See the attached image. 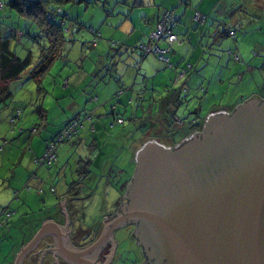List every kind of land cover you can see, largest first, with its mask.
Segmentation results:
<instances>
[{"label":"rangeland","instance_id":"374dc122","mask_svg":"<svg viewBox=\"0 0 264 264\" xmlns=\"http://www.w3.org/2000/svg\"><path fill=\"white\" fill-rule=\"evenodd\" d=\"M87 1L95 4L88 7L86 4L63 5L72 22L67 23L65 42L42 83L40 80L38 82L30 78V71H27L20 80L11 81L8 86L4 87V89L9 87L11 92L9 96H6V93L1 94L0 90V146H2L0 149V216L6 209L13 213L20 210V203H16L11 195L15 189L20 188L21 199L24 200L27 194L23 191V185L32 172L38 174L40 179L41 176L48 178L49 180H46L43 185L46 188L56 187L57 195L64 193L65 187H79L80 192L76 198L86 199L84 203L81 201L84 215L81 224L86 229L92 228L96 222L104 220L105 214H116L126 193V190L121 187L135 174L136 166L128 164L126 153L128 149L125 147L123 150L124 145L130 146L135 141L136 148L139 149L146 138L139 140L149 134L156 125H166L171 133L189 131L188 122L192 115L196 116L197 110L200 111L197 114H201L200 118L204 120L211 107L225 106L228 111H233L254 95L264 100V31H260L258 37L255 38L246 37L245 32L240 31L236 40L231 37L221 39L222 44L217 45L216 49L223 54L215 55L210 53V49L204 57L193 54L192 57L190 56V61L194 64V68L191 70H187L189 65L187 66L186 61L183 62V67L178 71V78L183 71H189L190 81H187L189 92L184 89L185 81L181 78V81L174 86V90L181 96V101L177 102V105L173 103L177 110L176 113L169 105L172 97L164 91L165 85H159V89L147 86L144 71L138 72L134 67L132 81L136 79L137 85L132 90L130 89L132 84H124L125 91L130 92L127 96L128 109L120 105L122 113L119 116L125 120V126L113 124L116 118L110 116V113L104 117H96L98 121L89 120L90 115L94 116L91 107L96 104L99 107L98 105H102L105 101L101 99L99 104L97 99L90 103L88 101L97 92L100 85L98 82L102 83L104 79L102 84H105L112 78L113 83L118 85L120 81L116 77V72H113V63L118 59L117 54L120 48L112 47V42L120 44L118 35L122 36L129 21L135 24L138 31L148 29L146 18L153 16L156 11L155 2L159 0ZM139 4L143 6L140 7ZM133 5L137 7L131 11L130 8ZM0 12L11 15L7 11ZM13 15L2 20L11 30L19 31L15 34L21 33L22 35L17 40L15 38L11 40V48L18 52L21 58L31 56L33 66H36L42 55V47L47 46L48 39L42 36L36 37L38 30L35 24L31 26L24 20L20 21L17 12L13 11ZM126 19L129 20L126 22ZM121 22L122 25H120ZM90 29L96 32L101 31L103 34V40L98 39L99 43L101 42L99 49L94 45L96 36ZM111 39V43L108 42ZM199 43L205 48L207 46L211 48L212 45H208L207 42ZM235 48H239L243 64L235 63L234 54L237 53ZM104 53L111 54L101 57ZM229 54H233L234 60ZM221 55H226V60L215 67L216 60L219 61ZM245 61L247 64L243 66ZM106 64L108 67L103 69ZM168 71L163 68L161 75L165 76ZM70 77L72 84H77L76 89L73 86L65 87ZM241 77H244L243 80ZM166 79L165 76L164 80ZM154 90L158 91L155 93ZM111 93L110 89V101L102 107L104 109L98 115L111 112V107L118 103V99L113 96L114 93ZM175 114L181 121L189 120L184 128L175 124L176 119L173 120ZM75 117H78L75 120L80 121L82 127L70 138L57 143L56 138L69 126L66 125L67 122ZM99 121H104L103 127L102 123H98ZM176 136V139L181 142L183 136L177 134ZM55 143H57V161L53 165L30 166L29 162L27 164V160L31 158L32 149L33 151H45L43 158L48 145ZM89 160H92L93 167L88 169L86 162ZM87 171H90L91 175L88 178H86L89 175L86 174ZM113 191L118 193L115 200L110 198ZM33 192L38 198L32 210L26 211L29 215H13L17 218V223L28 231V236L36 232L38 225L35 221L45 214L41 211V201H46L48 209L58 204L55 194L47 192L43 194L44 197L40 198L38 192ZM117 206L118 210H116ZM46 213L50 214V210ZM10 219L8 220L10 223L5 225L1 233L10 230L12 222ZM16 227L18 225L13 226V230H16ZM86 232L90 233V231ZM99 232L95 233V238ZM129 238L128 232L124 230L120 232L121 245L114 264H137L143 260L140 248L133 241L130 242ZM7 241L11 243L9 239ZM3 249L4 255L7 254L8 244ZM0 264L3 263L0 261Z\"/></svg>","mask_w":264,"mask_h":264},{"label":"water","instance_id":"95a60500","mask_svg":"<svg viewBox=\"0 0 264 264\" xmlns=\"http://www.w3.org/2000/svg\"><path fill=\"white\" fill-rule=\"evenodd\" d=\"M222 109L211 107L208 115L219 112L204 131L176 147L146 139L135 150L124 202L94 244L74 247L69 219L65 227L46 221L15 264L47 236L65 262L96 264V252L125 225L135 227L146 264H264V100L254 95L232 112Z\"/></svg>","mask_w":264,"mask_h":264},{"label":"crops","instance_id":"0c3cea01","mask_svg":"<svg viewBox=\"0 0 264 264\" xmlns=\"http://www.w3.org/2000/svg\"><path fill=\"white\" fill-rule=\"evenodd\" d=\"M155 7H156V11L153 13V16L151 17L148 16L146 18V22L149 25V26L147 25L148 29L146 28V29H142L138 31L135 24L129 21L128 23L129 25L128 27H126L125 32L122 33V36L118 35L120 37L119 38L120 44L116 42H112V43L117 44L115 45L116 47L113 46L114 44H112V47H115V49L120 48L118 51L119 53L117 54L118 59L117 61L114 60V63H113L114 64L113 72H116V77L119 78L120 81L118 85L113 83L112 78H110L108 82L105 84H102L104 82V79L102 83L98 82L100 85L98 86L97 92H95L88 101L90 103L94 99H97L98 104L101 99H105V101H103L104 103H102V105L99 104L98 105L99 107H97V104L95 106L93 105L94 107L93 106L91 107L93 109L92 112L94 113V116H92V121L94 120L98 121L97 119H95L96 117H101V116L104 117L110 113L109 114L110 116H113L114 118H116L115 119L116 121L113 124L115 125L119 124V125L125 126L124 119H123V122L120 123L122 119V116H119L120 113H122L121 112L122 109L120 108V105L128 109L127 106L129 105V101L127 100V96H129L130 92L129 90L125 91L126 88H124V84L125 83L127 85L132 84L131 85L132 88H130L132 90H133V87L137 85L136 79L132 81L135 68H137L138 72L144 71V77H145L144 79L147 81L146 82L147 86H152L154 89H156L159 87V85L160 86L165 85L164 91L167 92L172 97V100L170 99L171 102L169 103V105L171 106L172 110H175L176 108L173 105V103L176 104L177 102H180L181 96L178 94V92H176V90H174L175 89L174 86L177 85L178 81H181V78L184 75V73L188 74L187 75L188 82L190 81L189 71L188 72L183 71V73L180 74V78H178V73H179L178 71L181 69V67H183L184 61H186L185 63H188L187 66L189 65L187 70H191L194 68V64L190 61L193 54H196L197 56L202 55L204 57V54H206L209 49H210V53H214L215 55H217L218 53L223 54V52L221 53L216 48L218 47L217 45L222 44L221 39L223 37H229L228 35L229 31L235 32L234 37L230 36L234 40H236V37L240 31L245 32L246 37H252V38L258 37L260 31L261 32L264 31V27H263L264 0H159L158 2H155ZM135 8L136 6L133 5L131 6L130 10L135 9ZM165 12H171V13H174L175 16H177V21H176L175 27L173 28V31H174L173 33L177 35L179 39H178V42L172 45L171 52L168 54L170 62L173 65L172 68L165 65V63H163L160 60V57L158 55L151 54L148 56H144L143 51L141 49L142 45L151 44L150 37L152 33H154L157 30V26L159 25L160 19ZM197 13L205 17L206 21L204 22V24L195 20V15ZM1 14L2 13L0 12V15ZM110 14L112 15L111 12ZM129 16L126 15V17H129ZM128 20L129 19H126L125 21L127 22ZM123 24H126V23H123ZM120 25H122V22L120 23ZM258 27H261V28H258ZM119 28L120 26L118 27V29ZM96 33L99 34L97 41H96L97 42L96 48L99 49L101 46V42L99 43L98 39L103 40V34L101 33V31H97ZM112 39L108 40V42L111 43ZM213 39L214 41L212 42ZM245 39L247 40V38ZM216 40H218V42H216ZM199 42H207L208 45L212 44L211 48H209V46L205 48V46H203ZM160 46L162 48H165L166 44L162 42L160 43ZM235 49H236L235 52H237V54L240 55L241 62H242L243 57H242V54L239 48H235ZM110 54L111 53H108V54L104 53L101 55V57L109 56ZM229 55L231 56V58H233L232 54H229ZM225 60H226V55H221L219 61L216 60L217 64L215 67L222 64V62H224ZM241 62L240 63L235 62V63L243 64V62L242 63ZM246 64L247 62L245 61L243 66H245ZM107 67L108 66L106 64L103 66V69ZM163 68H165L166 70H169L165 74V76L167 77L166 80H164L165 78L164 74L161 75V71ZM250 69L251 68H249V70ZM87 77H89V75H87ZM243 78L244 77H241L242 80ZM188 82H186L185 80V83H188ZM67 83L68 84L65 85L66 88H69L70 86H73V88L75 89L77 88V84H72L71 77L70 79H68ZM110 89L112 90L111 94L114 93L113 94L114 97L117 93L123 92V95L120 94L122 95V98L120 99L117 98L118 103L111 107V112H107V114L103 113V115H98V113H100V111L104 109L102 107L108 101H110L109 100ZM157 91L158 90H154L155 93ZM176 111L177 110H175V113ZM75 119H78V117H75L72 120H69L66 125L68 126ZM98 123H102L101 126L102 127L104 126L103 125L104 121H101V122L99 121ZM66 125L65 127H67ZM155 128H158L159 130L161 129L167 130L168 127L166 125L164 126L156 125ZM93 129H95V127H93ZM125 147H127L128 149L126 150V153L128 155L127 156L128 162H129L128 164L132 166L133 165L136 166L134 152L137 148H136L135 141L132 142L130 146L124 145L123 150H125ZM44 153L45 151L44 152H41L40 150L33 151L32 149L31 158L27 160V164L29 162V164H31L30 166H33V165L35 166L36 165L35 161L38 159H41ZM90 167H93V162ZM33 175L36 176L35 177L36 179H32L34 177ZM46 180H49V179L45 178L44 176H41V179H40L38 174L31 172L28 180H26L25 184L23 185V188L25 187L27 182L32 181L33 183L31 182V185H32L33 190H30V191L23 190L27 194L25 195L23 201L21 199L22 193H21V190H19L20 188L15 189L13 191V194L11 195L13 200L16 203H20L19 205L20 210L18 211L15 210L16 212H14L13 215L14 214H24V216L29 215V214H26L28 213L26 211L32 210L38 198L37 195L33 191L37 193L39 190L40 191L43 190L42 193H38L40 198L44 197L43 194H46L47 192L52 193L51 191L52 188H46L43 185L44 182H46ZM78 192H80V188L76 187L72 189V188L65 187L64 193L57 195V189H55V192L52 194H55L54 196L58 198V204L56 206L53 205L52 207H50V209L46 208L47 204L45 200L41 201V205H42L41 211L44 212L45 214L35 221V224H37L39 228L37 227L36 228L37 230H35L36 232H33L31 236H28L29 235L28 231H25L21 227V224L17 223L18 222L16 221L17 218L13 217V215L10 217L11 219L8 218V220L9 219L12 220L11 225H10L11 226L10 230H7L4 233H1V231L5 228V225L10 223L8 220H7V223L3 227H0V254H1L0 261L3 264H15V260L18 254L27 244H29L35 238V236L38 234V232L40 231V229L42 228V226L44 225L46 221H53L54 224L65 227L66 222L63 221V219L61 218V215L65 216V218H66V215L64 213L60 214L59 206L62 209L61 203L70 197H74V198L77 197ZM16 193L18 194V196L15 195ZM85 201L86 200H84L83 203ZM68 203L69 201L67 200L66 201L67 213H68V208H69ZM47 210H50V214L46 213ZM105 216L106 214L104 215V217ZM102 223H104V220L96 222V224L99 226H101ZM96 224L92 228L90 227L89 229H86L85 226L81 224V220H79L78 218L75 224V228L73 227V230L75 232L76 241L74 243L70 235L69 238H70L71 244L74 247L80 248L83 245L82 243H84V239L86 240L88 239V237L90 239L95 237V233H96L95 229L98 227ZM15 225H18V227H16V230H13V226ZM73 230H72V233H73ZM84 230H90V233H88L87 235V233ZM46 238H52L54 240L52 236H47ZM8 239L13 244L9 243V241H7ZM2 242H4V244H2ZM7 244H8L9 250H8V253L4 255L3 247L5 245L7 246ZM39 247L40 246L36 247L27 256L23 264H32V261L29 262L30 261L29 259L32 255L33 256L40 255V258H39V261H40L41 256L43 255L45 250L44 252H43V249L39 251ZM46 257L47 255L43 258V261L41 264L44 263V260ZM58 257H59L57 259L58 263L56 262L57 264H59V262L62 261L61 257L60 256Z\"/></svg>","mask_w":264,"mask_h":264},{"label":"trees","instance_id":"16d2710c","mask_svg":"<svg viewBox=\"0 0 264 264\" xmlns=\"http://www.w3.org/2000/svg\"><path fill=\"white\" fill-rule=\"evenodd\" d=\"M65 4H86L88 7L89 5L95 3L88 2L87 0H0V11H7L11 14L10 16H14L13 11L15 13L17 12L19 14L17 16L20 21L24 20L31 26L35 24L38 30V33L35 34L36 37L42 36L43 38L48 39L47 46L42 47V55L39 59L38 64H36V66H33L34 63L31 56L21 58L16 51L12 50L11 40H13V38L17 40L22 35L21 33L15 34L19 31L11 30L10 27H7L6 24H4V21L2 20L8 19L10 17L7 15V13L0 15V90L2 91L1 94L6 93V96H9L11 94V92L9 91V87H6L5 89L4 87L8 86L9 82L11 81L20 80L21 76H24V73H26L27 71H30V78L38 82L40 80V83H42L44 76L49 72V69L54 64V61L59 56V53L61 51L60 48L65 42V29L67 28L68 21H71L68 12L65 11V8L63 7V5ZM135 6L137 7V5ZM138 6H141V4H139ZM81 26L84 27L82 24ZM90 30L93 31L94 35L96 36V39L94 40V45H96V41L99 34L96 33L94 29ZM120 93L123 94V92ZM120 93H117L115 97L119 98L121 96ZM92 116L93 115H90L91 121ZM121 121L123 122V119H121ZM73 122L80 121L74 120ZM73 122H71L70 124H72ZM143 139H140L139 141H142ZM142 146L143 144L140 146V148ZM1 148L2 146H0V149ZM86 164H88L89 169L92 165V162L89 160L86 162ZM86 174H89L86 177L88 178L90 176V171H87ZM130 181L131 179L127 180L121 187L122 189H125L126 192ZM31 182L32 181L27 182L23 190H33ZM27 188H30V190H28ZM41 191L43 192V190ZM39 192L40 190L38 191V193ZM17 193L15 195H17Z\"/></svg>","mask_w":264,"mask_h":264},{"label":"flooded vegetation","instance_id":"af4514ba","mask_svg":"<svg viewBox=\"0 0 264 264\" xmlns=\"http://www.w3.org/2000/svg\"><path fill=\"white\" fill-rule=\"evenodd\" d=\"M185 77H184V81L186 80V82L188 81V74L187 73H184ZM189 92V91H188ZM187 92V93H188ZM220 111H223V112H232V111H228V110H220ZM200 112L199 110H197V113ZM219 111H212L209 113L208 116H206V118L203 120V118H200V115L201 114H197L196 113V116L192 115V118L187 121H189V131H182V132H173L171 133L170 130H159L158 128H154L150 131L149 134L145 135L144 139H148V141H152V140H156L158 141L159 143L161 144H164L165 146H168V147H176L177 145H179L182 141H184L185 139L195 135V134H198V133H202L204 131V127H205V124H206V121H207V118L214 114V113H218ZM175 120V124H179L182 128H184L185 126V123H187L186 120H179L177 118V115H174L173 117V120ZM202 120L204 121L202 123ZM177 135H180L182 137V141H178L177 138ZM154 136V137H153ZM143 139V137L141 138ZM147 141V142H148ZM80 198V197H79ZM74 198V197H70L68 198L67 200L69 201L68 203V217L66 216H62L61 215V218L63 219L64 222H66V220L69 219L70 221V228L73 229V227L75 228V224H76V221L77 219L79 218V220L82 221L83 217V212H82V209H81V201H84L86 199H82V198ZM124 202V200H123ZM123 203H121L122 205ZM121 205L119 206V208L121 207ZM60 208V214H63L62 212V209L61 207L59 206ZM118 210V206H117V209ZM114 214H108L106 215L105 217H107V220L102 223L101 226L97 225L98 227L96 228V232L98 231H101L103 232L104 230V226L105 224L111 220L113 218ZM134 226H130V225H125L124 227H122L121 229H119L118 231L115 232L114 236L111 235V237L108 239V241L106 242V244L104 245V247H102V249H100L98 252H96V256H95V262L96 264H103V263H107V264H114L115 261L117 260L118 258V252L120 250V242H119V237H120V232L122 230H124L125 232H128L129 233V240L130 242L133 241L135 245H137L139 248H140V251L142 253V257H143V260L140 261V262H137V264H146L148 259L147 257L145 256L144 252H143V249L138 245L137 241L133 238V232H134ZM98 230V231H97ZM85 232L86 231H90V230H84ZM101 232V234H102ZM87 233V232H86ZM88 235V233H87ZM86 235V236H87ZM96 236V235H95ZM101 236V235H100ZM89 238L88 239H84V243H82V247L80 248H87L89 247L90 245L94 244L99 238ZM71 237H72V241L75 243L76 241V237H75V232L73 230V233L71 234ZM128 240V241H129ZM54 246H55V242L52 238H46L45 240H43V242L40 244V247H39V251L43 249V252L44 250L47 251V257L45 258L44 260V263L43 264H57L56 263V259H58V255L56 254V252L53 250L54 249ZM41 248V249H40ZM132 249V248H130ZM41 254V253H40ZM57 255V256H56ZM39 258H40V255H37V256H31L30 257V261H32V264H39ZM28 261V260H27ZM63 261V262H62ZM59 262V264H69V263H66L64 260H62Z\"/></svg>","mask_w":264,"mask_h":264},{"label":"built area","instance_id":"2783aa9c","mask_svg":"<svg viewBox=\"0 0 264 264\" xmlns=\"http://www.w3.org/2000/svg\"><path fill=\"white\" fill-rule=\"evenodd\" d=\"M195 20H197L202 24H204V22L206 21L205 17L199 13L195 15ZM176 21H177V16H175L174 13L165 12L162 15L159 25L157 26V30L154 33H152L150 37L151 44L141 46L144 56H148L151 54L158 55L163 63H165L170 68L173 67L168 57V54L171 52L172 45L178 42L179 39L178 36L173 33V28L175 27ZM229 35L231 37H234L235 32L230 31ZM162 42L166 44L165 48H162L160 46V43ZM234 57L236 62L238 63L241 62V57L239 54L237 53L234 54ZM182 78H184V75L182 76ZM183 86L184 89L188 91L187 83H184ZM89 119H91V117H89ZM120 123H122V121H120ZM81 127L82 125L80 124V122H73L67 127V129L64 130L63 133L59 134V136L56 138V142L61 143L65 139L70 138L74 133H77ZM57 143L53 145H48L45 156L42 159L37 160L36 164H38L39 166L53 165V163L57 161V154H56ZM34 178L35 177H33L32 179ZM27 189L30 190V188ZM52 192H55L54 188H52ZM39 193H42V191H40ZM16 196H18V194ZM12 215L13 212H11L10 210L8 209L3 210L0 216V227H3L7 223L8 218H10Z\"/></svg>","mask_w":264,"mask_h":264},{"label":"clouds","instance_id":"9594fccd","mask_svg":"<svg viewBox=\"0 0 264 264\" xmlns=\"http://www.w3.org/2000/svg\"><path fill=\"white\" fill-rule=\"evenodd\" d=\"M117 197H118V193H116V192H114V191L111 192V197H110V198H111L112 200H115Z\"/></svg>","mask_w":264,"mask_h":264}]
</instances>
